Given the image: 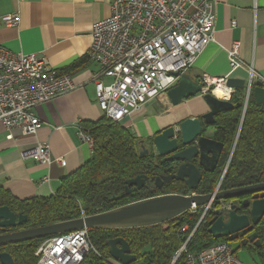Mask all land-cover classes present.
<instances>
[{"label":"crops","instance_id":"1","mask_svg":"<svg viewBox=\"0 0 264 264\" xmlns=\"http://www.w3.org/2000/svg\"><path fill=\"white\" fill-rule=\"evenodd\" d=\"M112 1L0 0V47L13 53L43 55L51 68L70 76L75 86L69 94L33 110L41 122L35 135H22L18 129L8 131L0 123V186L16 199L51 197L65 177L91 158L92 147L79 139L77 130L84 123L103 120L105 115L96 103L92 79L98 66L87 52L92 27L109 17ZM212 1L216 16L214 40L184 74L197 84L203 75L240 79L247 84L252 70L264 82V0ZM14 14L19 16L18 25H5L3 17ZM235 42L239 43L240 67L232 70L228 51ZM245 92L247 102L250 94L246 98ZM208 110L201 95L173 106L162 94L119 124L140 142H147L162 130L172 126L178 129L183 120L199 118ZM213 135V129L205 128V137L214 140ZM37 144L48 146L52 159L48 166L22 157ZM57 159L64 165L56 163ZM44 178L48 181L43 182Z\"/></svg>","mask_w":264,"mask_h":264},{"label":"built area","instance_id":"2","mask_svg":"<svg viewBox=\"0 0 264 264\" xmlns=\"http://www.w3.org/2000/svg\"><path fill=\"white\" fill-rule=\"evenodd\" d=\"M215 18L212 0H113L109 17L93 25L87 52V57L98 66L92 79L96 103L105 118L119 123L174 87L178 81L176 74L187 72L214 40ZM2 21L15 27L19 16L8 15ZM231 25L235 26V22ZM228 55L230 68L240 67L238 42L232 44ZM225 82L226 79L203 75L200 84L204 91L211 89V94L222 88L226 95L218 99L229 101L233 91ZM256 82L264 86L251 70L246 98ZM74 89L70 76L56 72L43 55L13 53L0 47V123L6 130L18 129L22 135H35L41 122L33 110ZM77 131L79 139L92 147L87 133L81 128ZM22 157L45 166L52 161L46 144H37ZM54 161L64 165L61 159ZM46 181L44 178L43 182ZM210 207L202 208L201 219ZM192 234L171 264L181 257V264H242L225 242L188 252L186 245ZM94 251L88 229H81L45 239L35 257L37 264H81ZM105 262L118 264L111 259Z\"/></svg>","mask_w":264,"mask_h":264},{"label":"trees","instance_id":"3","mask_svg":"<svg viewBox=\"0 0 264 264\" xmlns=\"http://www.w3.org/2000/svg\"><path fill=\"white\" fill-rule=\"evenodd\" d=\"M229 101L233 109L215 118L213 138L223 145V149L216 170L203 173L196 192L201 195L213 193L219 183V190L222 191L264 183L263 109L255 104L251 94L246 102L243 91L239 90L233 91ZM81 129L92 140L91 158L76 172L65 177L54 195L19 200L0 186V207H8L16 215L26 216V221L16 230L92 216L150 197L190 194L183 182L172 181L160 189L144 187L123 199L110 201L112 194L124 191L127 180L139 175L152 180L160 174L170 173V169L153 154L140 157V141L117 122L104 118L95 123H84ZM217 205L214 202L212 209H216ZM202 215L203 209L196 207L155 226L88 229L95 251L89 253L81 264H102L109 259L106 242L115 238H122L129 245L130 254L135 256V261L130 264H171L192 232L186 245L188 252H199L218 242L228 243L224 238L213 239L207 231L209 222L214 218L213 210L206 212L200 222ZM254 232L260 241V248L248 246L245 250L255 253L260 263L264 264V216ZM3 233L0 230V234ZM47 238L1 245L0 254H9L14 264H37L35 252ZM181 262L182 257L175 264Z\"/></svg>","mask_w":264,"mask_h":264},{"label":"water","instance_id":"4","mask_svg":"<svg viewBox=\"0 0 264 264\" xmlns=\"http://www.w3.org/2000/svg\"><path fill=\"white\" fill-rule=\"evenodd\" d=\"M176 77L178 81L175 86L162 93L166 95L170 104L177 106L184 100L201 95L209 109L208 112L199 118H187L179 123L178 129L173 126L168 127L151 138L149 143L152 146L153 156L159 158L161 164L168 165L170 173L160 174L152 180L145 175L129 179L125 182L124 191L112 194L110 201L123 199L144 187L160 189L172 181L183 182L190 194H165L150 197L92 216L0 234V246L66 234L81 229L150 227L171 221L195 207L205 208L214 202L220 203V201L251 196L249 200L246 199L243 202L244 208L248 209L247 215H238L235 207L230 204L227 208L213 212L214 218L209 222L207 231L215 240L226 239L234 253L246 246L247 242L255 248H260L261 244L257 239V234L251 232L264 216V183L223 191H219V183L213 193L205 195L196 193L203 173L214 171L223 149L221 143L204 136V129L214 125L215 116L232 110L233 105L230 101L215 97L210 93L211 89L204 91L201 84L192 82L186 74H176ZM225 86L232 91L244 92L246 89L245 81L235 78H227ZM250 94L255 104L260 106L264 112L262 83L256 82ZM149 154L148 148L141 141L139 156L144 157ZM25 221V215H16L8 207H0V230L19 228ZM247 233L251 234L245 240L237 241ZM106 247L109 258L118 264H130L135 261V256L130 254L129 245L122 238L108 240ZM0 264H14V262L9 254L1 253ZM102 264L111 263L102 262Z\"/></svg>","mask_w":264,"mask_h":264},{"label":"flooded vegetation","instance_id":"5","mask_svg":"<svg viewBox=\"0 0 264 264\" xmlns=\"http://www.w3.org/2000/svg\"><path fill=\"white\" fill-rule=\"evenodd\" d=\"M215 125V124H214ZM214 125H212V126H210V129H213V126ZM204 135H205V131H204ZM222 153V152H221ZM221 156V155H220ZM218 163H219V161H218ZM218 163H217V165H216V167H215V169H214V171L216 170V168L218 167ZM213 172V171H212ZM210 173V172H209ZM200 184V183H199ZM199 187V186H198ZM220 189V188H219ZM219 191H222V190H219ZM250 197L251 196H244V197H239V198H235V199H232V200H230V201H220V203H218V207L215 209V208H213L212 209V205L213 204H211V207H210V209L208 210V211H210V210H213V212L214 211H216V210H219V209H224V208H227L230 204L231 205H233L234 207H235V211H236V213L238 214V215H247L248 214V209L247 208H244V206H243V202H244V200H246V199H250ZM258 225V224H257ZM256 225V226H257ZM256 226H254L253 227V230H252V232L251 233H253L254 232V228L256 227ZM17 229V228H16ZM16 229H10V230H7V231H4V233L3 234H5V233H12V232H16V231H19V230H16ZM251 233H247L245 236H243V237H240V238H238L237 239V241L238 242H242L243 240H245ZM248 246H252L249 242H247L246 243V246H244V247H241V250H244V251H246L245 250V248L246 247H248Z\"/></svg>","mask_w":264,"mask_h":264},{"label":"rangeland","instance_id":"6","mask_svg":"<svg viewBox=\"0 0 264 264\" xmlns=\"http://www.w3.org/2000/svg\"><path fill=\"white\" fill-rule=\"evenodd\" d=\"M207 132H209V131H207ZM206 134H208V133H206ZM149 142H150V140L147 142H144V143H145L146 148H148L150 154H152V146ZM236 255L242 264H261L257 255L253 252L240 250L236 253Z\"/></svg>","mask_w":264,"mask_h":264},{"label":"bare ground","instance_id":"7","mask_svg":"<svg viewBox=\"0 0 264 264\" xmlns=\"http://www.w3.org/2000/svg\"><path fill=\"white\" fill-rule=\"evenodd\" d=\"M213 94L217 97V98H224V96L226 95L224 93V90L222 88H216L215 91H213Z\"/></svg>","mask_w":264,"mask_h":264}]
</instances>
